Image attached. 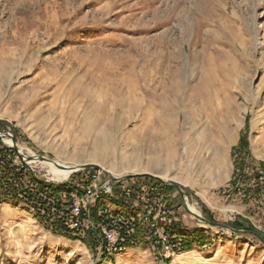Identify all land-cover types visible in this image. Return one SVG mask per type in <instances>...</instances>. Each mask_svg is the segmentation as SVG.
<instances>
[{
  "label": "rangeland",
  "instance_id": "1",
  "mask_svg": "<svg viewBox=\"0 0 264 264\" xmlns=\"http://www.w3.org/2000/svg\"><path fill=\"white\" fill-rule=\"evenodd\" d=\"M1 123L25 161L162 182L174 227L158 236L187 247L164 258L133 218L132 248L106 255L99 232L86 230L85 245L3 203L0 264H264L249 233L264 239V133L253 145L264 127V0H0ZM27 163L57 187L87 170L53 181L51 166ZM128 206L98 210L116 219L137 211Z\"/></svg>",
  "mask_w": 264,
  "mask_h": 264
},
{
  "label": "built area",
  "instance_id": "2",
  "mask_svg": "<svg viewBox=\"0 0 264 264\" xmlns=\"http://www.w3.org/2000/svg\"><path fill=\"white\" fill-rule=\"evenodd\" d=\"M8 159L15 165L17 173H29L28 163L19 154L14 153ZM85 172L79 183L71 182L74 188L69 193L68 203L64 207L67 217L66 226L70 231L80 238L85 236L86 230L99 232L100 249L106 252V255H110L116 247H122L132 240L128 229L135 224L133 218H137V221L142 222L141 225L144 226L148 236L153 239L152 243L158 247L157 251H162L164 258L178 256L177 248L180 244H177L176 239L171 241L168 233L158 236L159 231L165 228L171 230L174 227V219L170 215L167 200L168 193L162 182L141 177L139 179L141 181L134 179L137 182L134 181L135 185L130 186L126 181L112 182L100 169H87ZM106 200L111 203L121 201L123 204L135 207L137 211L131 212L132 214L128 212V216H134L130 221L121 219L123 217L120 213L116 215V219L120 218L119 220L114 217L112 219L98 210L100 203L104 204ZM94 214L100 220L98 227L93 219ZM130 223H133V226Z\"/></svg>",
  "mask_w": 264,
  "mask_h": 264
},
{
  "label": "trees",
  "instance_id": "3",
  "mask_svg": "<svg viewBox=\"0 0 264 264\" xmlns=\"http://www.w3.org/2000/svg\"><path fill=\"white\" fill-rule=\"evenodd\" d=\"M5 130V124L1 123L0 132ZM12 154H14L13 149L7 147L0 139V205L3 203H10L14 207L24 205L29 210L35 211V218L51 230L53 234L63 236L69 240H83L85 245H91L94 239L92 232L81 239L66 228L67 217L64 207L68 202H63L60 195L67 199L74 188L72 183L57 187L38 179L32 173H17L14 165L8 159ZM94 216L96 215L94 214ZM232 228L234 230L251 231L248 226L246 227L238 222L233 223ZM180 246V248L187 247L184 244ZM126 247L130 248L132 246L127 242L122 248Z\"/></svg>",
  "mask_w": 264,
  "mask_h": 264
},
{
  "label": "bare ground",
  "instance_id": "4",
  "mask_svg": "<svg viewBox=\"0 0 264 264\" xmlns=\"http://www.w3.org/2000/svg\"><path fill=\"white\" fill-rule=\"evenodd\" d=\"M161 131H163V130H161ZM160 131V132H161ZM166 132V131H165ZM104 133V132H103ZM264 133V127L262 126H260L259 127V131H257V136L254 138V141H253V145L255 146V151L259 148V145L257 144V140H259V138L261 137V135ZM262 149H264V147L262 148ZM173 156H176V154L174 153V155ZM43 163H45L46 165H49V166H51L52 167V180L53 181H62V180H64V179H66V178H68L72 173H74L75 171H76V169L79 167V166H77V165H73V166H68V165H63V164H59V163H56V162H51V161H48V160H45V161H43ZM56 163V164H55ZM110 174H112V172H110V171H108ZM112 175H114V174H112ZM111 175V176H112ZM154 176H156V177H159V178H161V179H164V180H166V181H169L170 180V178L168 179V178H166V177H163V176H160V175H158V174H154ZM176 180V179H175ZM170 181H172V180H170ZM186 206H187V209H188V211L190 212V213H192V214H194V215H200L199 214V212L195 209V208H193L192 206H190L189 204H186ZM14 210V209H13ZM17 211V210H16ZM12 213H14V212H12ZM11 213V214H12ZM14 215V214H13ZM13 215H12V218H13ZM6 218V220H7V216H5ZM30 219V218H29ZM189 254H191V255H193V254H197L195 251H192V252H190ZM178 258H181V256H178ZM211 261V260H210ZM187 264H203V263H201L199 260H193V261H190L189 263H187Z\"/></svg>",
  "mask_w": 264,
  "mask_h": 264
},
{
  "label": "water",
  "instance_id": "5",
  "mask_svg": "<svg viewBox=\"0 0 264 264\" xmlns=\"http://www.w3.org/2000/svg\"><path fill=\"white\" fill-rule=\"evenodd\" d=\"M0 139L3 141V142H5V140L6 141H9L10 142V144H11V146H8V147H10V148H12V149H14V150H16V145H15V141H14V138L12 137V136H10L9 134H5V135H2V134H0ZM8 142V143H9ZM26 159V161L28 162V161H33V162H39V163H41V162H43V161H45V160H47V159H45L44 157H41V156H35V157H30V158H25ZM56 164V163H55ZM84 169H97L96 168V166H93V165H88V166H81V167H78L77 169H76V171H79V170H84ZM75 171V172H76ZM109 176H110V178L113 180V181H120V180H126V179H129V178H131L130 176H125V177H123V178H120V179H115L114 177H112L110 174H109ZM180 193H181V197H183V195H182V191L180 190ZM184 210L188 213V214H190L192 217H194L195 219H197V220H199V221H201V222H203V223H205V224H207V225H210V226H221V225H219V224H214V223H211V222H209V221H207V220H205L203 217H201L200 215L198 216V215H194V214H192V213H190L189 211H188V209H187V206L186 205H184ZM230 230H232V231H234L233 229H231V228H229ZM249 233H251V234H253V235H255L263 244H264V239L260 236V235H258V234H256V233H252V232H249Z\"/></svg>",
  "mask_w": 264,
  "mask_h": 264
},
{
  "label": "crops",
  "instance_id": "6",
  "mask_svg": "<svg viewBox=\"0 0 264 264\" xmlns=\"http://www.w3.org/2000/svg\"><path fill=\"white\" fill-rule=\"evenodd\" d=\"M129 207V206H128ZM121 215H125V216H128V212H126V210H125V212H122V213H120ZM35 222V221H34ZM130 248H132V247H130Z\"/></svg>",
  "mask_w": 264,
  "mask_h": 264
}]
</instances>
